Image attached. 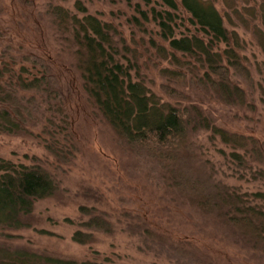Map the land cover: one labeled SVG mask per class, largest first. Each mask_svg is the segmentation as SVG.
Here are the masks:
<instances>
[{"label":"trees","instance_id":"trees-1","mask_svg":"<svg viewBox=\"0 0 264 264\" xmlns=\"http://www.w3.org/2000/svg\"><path fill=\"white\" fill-rule=\"evenodd\" d=\"M124 1L136 14L126 21L130 38L80 0L73 11L48 3L41 17L71 58L87 108L132 160L133 173L170 203L199 215L220 239L264 259V194L241 193L220 171L225 165L240 181L264 186V144L219 127L211 114L213 104L233 108L243 120L264 103V0H219L221 8L214 0ZM150 66L161 79L159 93L145 75ZM60 82L44 56L9 44L0 49V134L32 136L51 157L49 163L34 156L27 165L0 158V264H114L12 243L13 232L33 226L35 203L61 189L56 172L78 153ZM79 212L85 218L74 242L89 244L93 232H113L105 212L87 206ZM125 230L138 235L144 251L171 259L192 254L193 239L146 221L129 220Z\"/></svg>","mask_w":264,"mask_h":264},{"label":"rangeland","instance_id":"rangeland-1","mask_svg":"<svg viewBox=\"0 0 264 264\" xmlns=\"http://www.w3.org/2000/svg\"><path fill=\"white\" fill-rule=\"evenodd\" d=\"M74 1L0 0V49L9 44L15 49L40 54L54 64L78 143L75 159L63 165L62 171L56 172L61 189L52 198L35 203L33 226L13 232L15 237L12 243L78 260L103 261L107 258L114 264H264V259L258 254L248 252L240 245L232 246L229 238L220 239L208 223L204 221L208 226L203 224L199 215L170 203L158 191L148 188L142 176L133 173L132 160L112 143L109 128L93 117L87 108L80 81L69 67L71 58L68 53L61 51L41 17L48 3L73 11ZM80 1L89 13L98 14L100 18L114 23L122 29L125 37L130 38L131 30L126 21L136 14L127 2L117 0L112 4L109 0ZM214 1L216 7L221 8L219 0ZM138 49L143 48L139 46ZM252 51L255 54L259 52L254 46ZM258 59L262 58L259 56ZM149 68L151 71L145 75L155 82L152 88L159 93L161 79L157 70L151 66ZM211 111L219 127L221 124L227 131L248 133L264 144V103H257L255 113H247L248 118L243 120L233 108L229 111L211 104ZM204 148H209L215 164H221L220 158L207 143ZM34 156L50 163V155L32 136L0 134V158L27 165ZM225 168V165H221L220 171L224 172V181L230 186H237L241 193L259 191L264 194L263 183L240 181L235 174L232 175V171ZM80 206L95 207L105 212L114 223L113 232H93L95 239L89 244L74 242L72 235L79 228V221L85 218L80 217ZM131 218L133 222L141 224L146 221L157 231L161 229V232L169 235L193 239L189 251L192 254L173 256L171 259L164 253H154V250L144 251L138 235L125 230ZM40 230L49 231L53 235L42 234Z\"/></svg>","mask_w":264,"mask_h":264}]
</instances>
